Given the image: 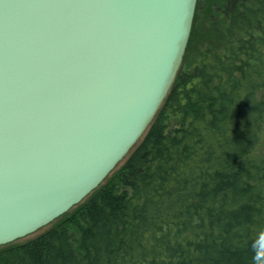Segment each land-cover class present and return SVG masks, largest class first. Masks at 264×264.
<instances>
[{
    "label": "trees",
    "instance_id": "1",
    "mask_svg": "<svg viewBox=\"0 0 264 264\" xmlns=\"http://www.w3.org/2000/svg\"><path fill=\"white\" fill-rule=\"evenodd\" d=\"M36 233L0 264H264V0H197L145 133Z\"/></svg>",
    "mask_w": 264,
    "mask_h": 264
},
{
    "label": "water",
    "instance_id": "2",
    "mask_svg": "<svg viewBox=\"0 0 264 264\" xmlns=\"http://www.w3.org/2000/svg\"><path fill=\"white\" fill-rule=\"evenodd\" d=\"M197 0H0V246L79 204L181 66Z\"/></svg>",
    "mask_w": 264,
    "mask_h": 264
},
{
    "label": "rangeland",
    "instance_id": "3",
    "mask_svg": "<svg viewBox=\"0 0 264 264\" xmlns=\"http://www.w3.org/2000/svg\"><path fill=\"white\" fill-rule=\"evenodd\" d=\"M221 0H199V2H201V8L203 7L204 10H206L207 7L211 6L213 8L214 4H217V2H220ZM215 10V9H214ZM46 227H44L42 230H44ZM42 230H40L39 232H41ZM39 232H37L36 234H38ZM35 234L29 235L23 239H19L18 241H22L25 240L27 238H30L32 236H34Z\"/></svg>",
    "mask_w": 264,
    "mask_h": 264
}]
</instances>
